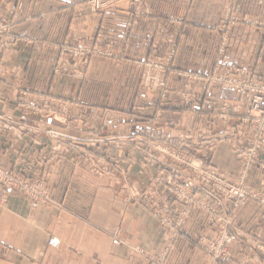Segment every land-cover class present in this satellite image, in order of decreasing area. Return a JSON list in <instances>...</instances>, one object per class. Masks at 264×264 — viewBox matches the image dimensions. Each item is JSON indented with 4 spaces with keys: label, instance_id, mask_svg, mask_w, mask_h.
<instances>
[{
    "label": "crops",
    "instance_id": "obj_1",
    "mask_svg": "<svg viewBox=\"0 0 264 264\" xmlns=\"http://www.w3.org/2000/svg\"><path fill=\"white\" fill-rule=\"evenodd\" d=\"M84 2L0 0V16L11 18L14 32L21 37L18 47L0 54V112L8 115H0V119L16 123L23 130L18 133V138L9 132L1 133L0 163L26 169L36 153L48 151L59 141L62 148L56 147H60V154L53 165L46 167L45 173L49 185H53L54 194L63 200V208L42 211L31 209L19 192L10 194L7 204L0 208V263L3 264H144L141 257L128 256L127 247L116 242L115 232L127 244H138L154 252L163 248L164 233L158 217L149 213L142 201L147 199L149 192L142 198L135 186L137 180L140 184L145 181V169L141 166L145 155L142 148L135 149L134 143L126 141L111 152V147L108 149L109 146L103 142L101 148L92 147L93 151H89L94 154L91 164L95 161L101 167L109 165L111 153L117 157V167L122 171L117 172L124 175L126 182L123 183L132 194V202L123 207L108 186L109 173L101 169L96 173L89 171L86 161L84 164L80 154H76L81 147L74 151L69 143L66 148L63 138L53 141L47 132L51 127L68 137L82 138L96 135L97 127H103L125 139L134 132L142 133L140 121L133 117L114 119L108 115L103 122H97L90 116L87 130L77 115L67 119L59 117L60 121L53 118L39 121L18 106L17 101L22 99L23 91L64 92L72 86L69 58H59L58 43L67 40L97 42L114 48L121 46L132 60L157 55L174 44L173 65L178 71L206 74L217 58L224 64L251 67L258 74L257 59L264 49V30L250 26L244 20L259 18L263 0H140L141 7L148 12L140 16L134 14L132 0H118L101 12L91 11ZM228 8L237 20L230 26L231 34L219 54L220 37L215 27ZM27 39L37 41L39 46L29 49ZM108 61L111 60L91 57L85 78L106 75L100 65ZM134 71L138 70L131 63L123 68L121 74L130 76L135 74ZM169 83L173 91L166 99L168 107L163 110L154 130L160 141L158 146H168L173 148V152L180 150L182 154L194 157L206 154L215 166L227 173H235L237 159L227 143L232 138L230 134L227 141H218L211 149H206V145L212 138L210 134L229 128L230 122L212 116L215 111L221 108L223 112L231 109L242 112L246 108L245 103L238 102L237 95L231 90L211 89L204 93L194 83V91L201 95L184 108L177 91L182 87L183 79L174 76ZM80 88L81 82L76 80L71 90L80 93ZM146 97L150 104L157 100L155 94L153 98L149 93ZM223 103H227L226 107H222ZM93 105L87 103V108L93 109ZM202 124H207L210 130L199 141L196 133ZM232 130L236 131L233 136L241 139L244 131ZM139 134L134 136V141L140 139ZM187 135H190L188 141L182 139ZM182 142L187 148H179ZM193 142L197 144L195 149L190 146L194 145ZM17 151L21 153L19 159ZM163 156L159 154L156 158V166L172 169L176 177L185 180V173L165 162L166 157ZM249 174V181L258 186L259 171H254V166H251ZM195 189L196 194L201 195L198 188ZM157 208H160L159 204ZM230 208L231 205L223 203L224 211L229 212ZM234 210V224L242 229L259 224L261 229L257 235L264 234L261 205ZM213 230L214 225L207 223L203 211H191L184 222L181 240L170 247L165 264H205L207 257L195 246L192 238L213 233ZM49 235L59 238L58 248L47 247ZM226 260L264 264V247H255L247 241L237 242L230 248Z\"/></svg>",
    "mask_w": 264,
    "mask_h": 264
},
{
    "label": "rangeland",
    "instance_id": "obj_2",
    "mask_svg": "<svg viewBox=\"0 0 264 264\" xmlns=\"http://www.w3.org/2000/svg\"><path fill=\"white\" fill-rule=\"evenodd\" d=\"M93 1L85 0L84 5L93 12H101L118 0H101L102 4L99 7L93 6ZM132 2L134 14L138 16L148 14L146 9L141 7L140 0H132ZM230 12L228 8L215 27L220 37L219 54L223 52L226 40L231 34L230 26L237 20L236 16ZM244 21L250 26L252 24L264 30V0L259 18ZM20 41L21 37L14 32L12 19L1 15L0 54L7 49H15L20 45ZM26 43L29 49L39 46L35 40L27 39ZM57 47L61 60L65 57L69 58L68 62L71 65L69 76L72 86L67 87L68 89L64 92L23 91L22 99L17 101L20 108L39 121L48 118L59 120V117L67 119L77 115L82 119V127L87 130L89 129L88 118L95 117L97 122H103L108 115L114 116V119L123 117L126 120L133 117L135 121L138 120L143 124L142 133L134 132L125 139L119 133H109V130L103 127H97L96 135L82 136V138L68 137L65 133L53 130L51 127L47 129L49 138L53 141L63 138V142L67 143L66 148L69 147V143L74 151L81 147V151H76V154L77 156L80 154L83 163L86 161L84 164L89 167V171L96 173L101 169L109 173L108 186L113 191L114 198L122 202L123 207H127L132 202V194L123 183L126 182L124 175L118 173L122 171L117 167V157L111 153L109 165H103L105 169L98 166L95 161L91 164L94 154L89 151H93L92 147L101 148L102 143L105 142L109 146L108 149L111 147L112 152L128 141L134 143L135 149L139 147L145 152L144 158L141 159V166L145 169V181L140 184V180H137L135 186L142 198L146 192H149L147 199L142 201L147 211L158 217L159 226L164 233V243L159 251H149L138 244L125 243L123 239L117 237L115 232L116 242L127 247L129 257H141L144 264H165L170 247H174L181 240L184 222L193 210L203 211L207 223L214 225L213 233H203L192 238L195 246L205 253L207 257L205 264H243L226 260L230 248L237 242L247 241L255 247H264V234L257 235L261 225L253 224L242 229L234 224L236 216L234 208L251 209L259 204L264 214V99L257 103L254 101V97L264 94V49L260 59H257L258 74L251 67L224 64L217 58L214 59L208 73L199 74L182 72L174 68V44L162 53L146 56L142 60L129 59L121 46L114 48L97 42L77 43L63 40ZM91 57L111 60L107 64L103 62L100 65L105 69L106 75L85 78L87 64ZM131 63L138 71L136 73L134 71L135 74L130 76L121 74L123 68ZM110 71L112 72L109 75ZM174 76L177 79H183L182 87L177 91L184 108L201 95L194 91V83H197L204 93L211 89L231 90L237 95L238 102L245 103L246 108L242 112L232 109L230 112H223L221 108L215 111L212 116L230 122L229 128L210 134L212 138L206 145V149H211L218 141H227L226 138L230 134L232 138H229L227 143L237 159L235 173H227L215 166L206 154L194 157L182 154L180 150L173 152L171 151L173 148L169 149L168 146H158L160 141L156 138L154 130L157 122L162 118L163 110L168 107L166 99L170 91H173L170 89L169 82ZM76 80L81 82L80 93L71 90ZM148 93L151 98L155 94L157 100L150 104L146 97ZM87 103H94V108L88 109ZM223 105L222 107H226L227 103ZM89 110L92 113H89ZM0 115L8 116L3 112H0ZM232 129L244 131L241 139L233 136L236 131L233 132ZM209 130L207 124H202L196 133L197 139L200 141L205 133H209ZM21 131L23 130L20 125L0 119V138L2 132H9L13 137L18 138V133ZM245 131L248 133L246 134ZM137 134L140 139H136V142L134 136ZM182 139L188 141L190 135L183 136ZM193 144L189 145L195 149L197 144L194 142ZM56 146L62 148L58 141V144H52L48 151L36 153L23 170L0 163V168L7 170L12 181L11 186L6 183L8 179L0 181V208L7 204L13 191L19 192L31 209L48 211L63 208V200L56 197L53 185H49V178L45 173L46 167L53 165L60 154V147ZM178 146L182 149L187 148L183 142ZM159 154L166 157L165 162L173 165L178 171L184 172L185 180L176 177L172 169L165 167L159 169L156 166V158ZM16 156L19 159L21 153L17 151ZM251 166H254V171L257 170L261 174L258 186L249 181ZM195 187L201 195L196 194ZM223 203L231 205L229 212L222 209ZM157 204L160 205L159 209ZM46 245L58 248L59 238L49 235Z\"/></svg>",
    "mask_w": 264,
    "mask_h": 264
},
{
    "label": "built area",
    "instance_id": "obj_3",
    "mask_svg": "<svg viewBox=\"0 0 264 264\" xmlns=\"http://www.w3.org/2000/svg\"><path fill=\"white\" fill-rule=\"evenodd\" d=\"M101 4H102L101 0H94L92 2V5L95 7H99V6H101ZM262 99H264V94H260V95H257L256 97H254V101L256 103L260 102ZM3 179H8V181L6 183H9L11 186L12 181L10 180V177H9L7 170L0 168V181Z\"/></svg>",
    "mask_w": 264,
    "mask_h": 264
},
{
    "label": "bare ground",
    "instance_id": "obj_4",
    "mask_svg": "<svg viewBox=\"0 0 264 264\" xmlns=\"http://www.w3.org/2000/svg\"><path fill=\"white\" fill-rule=\"evenodd\" d=\"M231 185V184H230Z\"/></svg>",
    "mask_w": 264,
    "mask_h": 264
}]
</instances>
